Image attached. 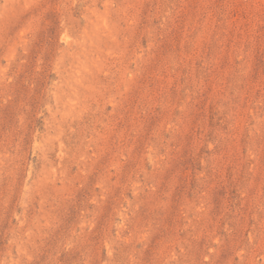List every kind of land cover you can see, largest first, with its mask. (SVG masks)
Returning a JSON list of instances; mask_svg holds the SVG:
<instances>
[{"label":"rangeland","instance_id":"obj_1","mask_svg":"<svg viewBox=\"0 0 264 264\" xmlns=\"http://www.w3.org/2000/svg\"><path fill=\"white\" fill-rule=\"evenodd\" d=\"M0 264H264V0H0Z\"/></svg>","mask_w":264,"mask_h":264}]
</instances>
